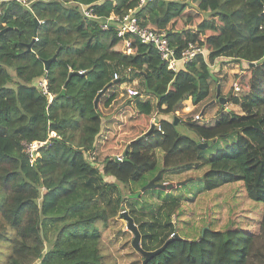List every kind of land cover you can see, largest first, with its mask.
I'll list each match as a JSON object with an SVG mask.
<instances>
[{
    "label": "trees",
    "instance_id": "trees-1",
    "mask_svg": "<svg viewBox=\"0 0 264 264\" xmlns=\"http://www.w3.org/2000/svg\"><path fill=\"white\" fill-rule=\"evenodd\" d=\"M26 1L0 2V264H105L102 231L123 211L137 225L144 251L173 237L147 264H264V0H147L140 7L139 0ZM79 3L97 17L84 18ZM129 10L143 26L164 30L177 58L195 43L208 52L207 61L199 56L172 71L153 47L135 37L126 46L115 26L101 29L104 17ZM192 19L195 28L189 27ZM246 53L247 90L230 97L240 113L227 109L213 125L162 118L145 135L154 110L172 116L181 102L195 106L208 96V82L215 78L208 63L242 60L239 55ZM117 72L119 84L136 79L156 99L155 105L135 100L140 133L124 144L121 161L99 156L102 116L94 106ZM42 79L51 103L36 87ZM113 99L109 95L103 106ZM180 122L194 138L177 131ZM218 138L228 142L206 156ZM35 140L46 143L30 164L23 143ZM193 167H206L202 191L228 187L227 206L247 200L249 212L258 214V232L234 220L218 229L214 221L221 211L208 208L195 218L194 206L171 192L147 212L137 209L141 197L131 194L139 182L145 185L158 172L164 182L165 174ZM120 185L135 187L127 196L132 202L125 201Z\"/></svg>",
    "mask_w": 264,
    "mask_h": 264
},
{
    "label": "rangeland",
    "instance_id": "rangeland-1",
    "mask_svg": "<svg viewBox=\"0 0 264 264\" xmlns=\"http://www.w3.org/2000/svg\"><path fill=\"white\" fill-rule=\"evenodd\" d=\"M183 24V20L180 21ZM179 23L180 26H182ZM197 24V20L192 19L189 23V27L195 28L194 26ZM187 26V25H186ZM262 29L264 31V24L262 25ZM126 45V44H125ZM126 53H129L128 50ZM242 60H222V61H214L210 66V69L213 71L214 77L211 83V88H213V93H211V98H205L199 104L194 106V113H186L187 109L192 106L189 100L188 103H182L177 106L172 116H163L157 114L154 110L151 115L148 117V126L153 125L152 119L157 123L162 118L168 119L171 121L174 117L178 120L182 121H193L192 119L199 114V111L202 110V106L206 104H210L214 99L216 92V80L220 86V95L225 98V104H220L217 101L211 105L205 107L201 120H197V124L200 125H210L211 123H215L217 119L224 113H227V109L232 113H240V110L236 106L235 102H231L230 97L233 96V85L238 84L247 90V81L249 78V73L247 69V60L246 58L249 56L248 53L239 55ZM216 62V64H215ZM240 64V65H239ZM227 65L228 71L225 73L218 71V69H222L223 66ZM218 68V69H217ZM118 78L122 75V73L117 72ZM210 82V81H209ZM122 86H127L132 90H135L139 94L135 98H127L126 93L123 91L119 81L114 84L106 93H104L100 97V106L98 107L101 116H102V134L100 136V140L104 143V146L100 149V158L104 156H113L120 154L121 150L133 136L138 135L140 133V123L141 116L137 113L135 109V100L138 98L139 100H151L155 105L156 99L153 95H148L142 91L140 88V84L138 80L126 81ZM114 94V99L108 107L103 106V102L109 97V95ZM99 104V103H98ZM178 124V122H177ZM149 126V127H150ZM134 129V130H133ZM177 131L180 134L190 136L194 138V134L180 122L177 126ZM139 137V136H138ZM104 139V140H103ZM196 139V138H195ZM228 142L227 140H220L219 138L215 143L209 145L206 156L214 153L216 149H219ZM106 143V145H105ZM126 147V146H125ZM124 147V148H125ZM156 155L159 159L158 166L161 165V152H156ZM206 170L205 168H196L193 167L190 170L182 171L180 173H176L174 175H170L169 173L165 174L164 182L160 180L158 183L162 184H172L173 187L171 189H148L144 192H141V189L145 182H139L136 186L138 187L136 192H132L131 199H136L138 195H140V201L137 204V209L141 212H147V210L151 209V207H156L162 201L163 196H165L166 192H171L173 194H177L182 197L185 205L188 204V207L194 206L195 214L197 218V213L200 214L204 212L208 208H211L218 212V219L214 221L216 228H223L227 224H230L233 220L236 222L235 225L242 227L245 230H249L251 232H258L259 230V222H258V214L249 212L251 209L250 203L244 200L241 204L237 201L234 202H226L229 205H225L224 199L227 193L230 191L227 188L219 189L215 192L206 193L201 190L202 188V179L201 175ZM149 175H147V179ZM178 182H183L180 186H174ZM142 185V186H141ZM121 192L125 201L127 203L132 202V200L127 199V196L130 190L135 189V187L130 186V190L127 187L121 186ZM136 187V188H137ZM139 193V194H138ZM159 193V195H158ZM144 204L145 211H142L140 207ZM224 204V205H223ZM219 207V208H218ZM229 210V212H228ZM208 214V212H207ZM188 216H191V212L188 213ZM217 218V215H213ZM245 216V218H244ZM240 219V222H238ZM198 220V219H196ZM195 220V222H196ZM242 222V223H241ZM100 226V225H99ZM198 226V225H197ZM199 227V226H198ZM103 229V228H102ZM133 234L126 229V222L124 219L118 217L114 221L109 222L108 227L102 231V243H101V251L104 255V263L105 264H141L142 256L137 251H135L131 246V241L133 239ZM2 260H0L1 262Z\"/></svg>",
    "mask_w": 264,
    "mask_h": 264
},
{
    "label": "built area",
    "instance_id": "built-area-1",
    "mask_svg": "<svg viewBox=\"0 0 264 264\" xmlns=\"http://www.w3.org/2000/svg\"><path fill=\"white\" fill-rule=\"evenodd\" d=\"M8 1H16L24 6L28 5V2L26 0H0V2ZM146 1L147 0H139L138 6L140 7ZM79 7L84 18L97 17L94 15L92 8L89 5L79 3ZM99 24L102 30H107L112 25L115 26L117 37L124 39L126 46H129V37H135L139 40L140 43L147 44L153 47V49L159 56V59L166 65L167 69L169 70L177 71L181 65H183L184 63L192 62L199 56L207 61L208 52L206 51V49L195 43H189L188 46L181 52L180 57L177 58L175 56L174 50L170 46V40L166 32L164 30L151 29L149 27L143 26L136 18V16L134 15V11L132 10H129L122 16H117L114 14L106 16ZM79 74H81V72H79ZM117 81H119L118 74L114 73L112 82L117 83ZM123 84L125 83H120L123 91L126 93L127 98H134L138 95L135 90H132L127 86H122ZM36 87L43 95H46L48 97V102L51 103L52 95L48 93L46 80H39L36 84ZM243 91L244 88L241 87L239 83L233 85L234 97H238L239 94H241V92ZM193 120H201V115L197 114V116L194 117ZM152 123L155 126L156 123L154 122V119H152ZM51 136H55V134L51 133ZM45 143L46 142L37 140L23 143V148L29 158L30 164H33L38 149ZM90 158L91 161H95V158L93 156H90ZM122 158V154H118L115 156L116 161H121Z\"/></svg>",
    "mask_w": 264,
    "mask_h": 264
},
{
    "label": "water",
    "instance_id": "water-1",
    "mask_svg": "<svg viewBox=\"0 0 264 264\" xmlns=\"http://www.w3.org/2000/svg\"><path fill=\"white\" fill-rule=\"evenodd\" d=\"M34 24H35V28H34V35L36 34V31H37V27H38V20L36 18H34ZM28 50H30V47H31V44H28ZM55 59V56H53L51 59L49 60H45L44 61V70H47L49 65L51 64V62ZM254 63H250V65H253ZM75 74V73H74ZM74 74H70L68 76V80L71 78L72 75ZM79 74V73H78ZM103 95V91H101L95 98V101H94V106L95 107H98V100H99V97ZM216 100L220 103V104H225V98L222 97L220 95V86L219 84H217L216 86V92H215V96H214V99L211 101L210 104H206L204 106V108L202 109V112L204 111L205 107H207L208 105H211L213 103L216 102ZM178 122V119L176 117H174V120H173V123L174 124H177ZM154 129V125H151L149 130L145 133V135H149ZM141 138V136H139L137 139ZM206 144H199V147L203 148L205 147ZM128 150V147L126 146L124 148V151H123V154L122 155H125L126 152ZM160 177V173L158 172L152 179H150L141 189V192H144L145 190H148V189H162V190H165V189H171L173 187L172 184H165V183H158V179ZM183 182H178L176 183L174 186L178 187L182 184ZM120 217L122 219L125 220L126 222V229L128 231H130L132 234H133V239L131 241V246L132 248L137 251L139 254H141V256L143 257V260H142V263L141 264H147L153 257L159 255L168 245L169 242H171L173 240V237L170 238L168 241H166L163 246H161L160 248L154 250V251H144L142 248H141V245H140V233H139V230H138V227L137 225L134 223V220L133 218L126 212V211H123L121 212L120 214ZM207 229V227H203L202 230H201V234H203L204 230Z\"/></svg>",
    "mask_w": 264,
    "mask_h": 264
},
{
    "label": "crops",
    "instance_id": "crops-1",
    "mask_svg": "<svg viewBox=\"0 0 264 264\" xmlns=\"http://www.w3.org/2000/svg\"><path fill=\"white\" fill-rule=\"evenodd\" d=\"M230 60V59H228V58H225V57H223V58H217L216 60H214V61H222V60ZM233 59H237V60H239L237 57L236 58H233ZM232 61H234V60H232ZM215 64H216V62H215ZM210 65V64H209ZM240 65V64H239ZM181 67H183V65H181L180 66V68ZM218 69V68H217ZM212 72L213 71H215V70H212V69H210ZM229 69H228V67H227V65H225V66H223L222 67V69H218V71H221V72H223V73H225V71H228ZM226 74V73H225ZM210 82H208L209 83V92H208V96L206 97L207 99H210L211 98V93H213V88H211V83H213L214 81L212 80V79H210L209 80ZM114 84H116V83H114ZM135 98V97H134ZM190 102V101H189ZM98 107L100 106V102L98 101ZM184 104V103H188L187 101H184V102H181L180 104ZM179 104V105H180ZM177 108V107H176ZM204 108V106H202V108L201 109H203ZM239 109V108H238ZM195 112V109H194V106L192 105L191 107H189L188 109H187V112L186 113H194ZM202 112V110H200L199 111V115H201V117H202V114L203 113H201ZM210 125H213V123H211ZM101 134H102V131H101ZM101 136V135H100ZM100 136H99V138H98V141H100V142H102L101 140H100ZM104 140V139H103Z\"/></svg>",
    "mask_w": 264,
    "mask_h": 264
},
{
    "label": "flooded vegetation",
    "instance_id": "flooded-vegetation-1",
    "mask_svg": "<svg viewBox=\"0 0 264 264\" xmlns=\"http://www.w3.org/2000/svg\"><path fill=\"white\" fill-rule=\"evenodd\" d=\"M217 101V100H216Z\"/></svg>",
    "mask_w": 264,
    "mask_h": 264
}]
</instances>
